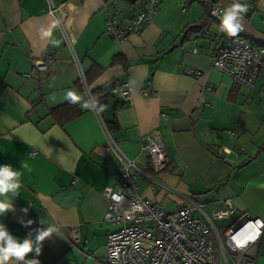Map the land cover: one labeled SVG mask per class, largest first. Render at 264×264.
Segmentation results:
<instances>
[{
  "label": "crops",
  "instance_id": "0c3cea01",
  "mask_svg": "<svg viewBox=\"0 0 264 264\" xmlns=\"http://www.w3.org/2000/svg\"><path fill=\"white\" fill-rule=\"evenodd\" d=\"M187 1L158 0L140 34L117 42L104 26L109 17H131L133 6L123 0H0V164L22 173L15 211L0 216V223L21 238L55 228L41 242L40 264H106L107 235L117 226L104 221L103 190L118 185L115 147L136 158L148 176L136 173L137 193L168 213L192 201L208 215L234 208L218 224L223 228L243 216L260 219L255 264H264V63L251 89L215 70L211 55L220 27L209 20L201 31H188L206 9L201 0ZM251 3L256 16L245 17L264 34V0ZM53 21V36L42 38ZM45 57L51 59L47 70L36 71ZM117 57L125 65L113 62ZM92 66L101 73L87 85ZM147 83L152 93L142 96L138 91ZM124 84L132 88L127 102L110 92ZM98 89L109 90V98L99 112L85 109ZM73 90L80 102L66 98ZM67 103L81 114L60 126L50 112ZM110 123L116 124L111 133ZM151 133L166 151L159 172L141 151ZM28 219L34 223L22 226ZM68 226L78 227V242L68 239Z\"/></svg>",
  "mask_w": 264,
  "mask_h": 264
},
{
  "label": "built area",
  "instance_id": "2783aa9c",
  "mask_svg": "<svg viewBox=\"0 0 264 264\" xmlns=\"http://www.w3.org/2000/svg\"><path fill=\"white\" fill-rule=\"evenodd\" d=\"M158 8V0H142L139 6H133V13L125 22L109 17L104 32L111 39L123 42L131 35L140 34ZM51 12L57 14L58 9L52 6ZM222 12L218 5L209 7V18L218 22L219 27ZM221 34L211 55L213 68L230 76L236 84L253 88L264 63V46L250 40L243 30L231 37L222 31ZM202 35L206 36L207 32L203 31ZM50 62V57H45L35 64V70L46 71ZM110 92L119 93L125 102L132 99L128 84L111 88ZM138 92L142 96L150 95L149 83ZM113 151L120 177L115 188L103 190L108 199L104 221L117 228L107 235L106 264H255L263 229L260 219L243 216L223 228L218 224L232 215L234 208L228 206L208 215L202 203L192 201L168 213L137 193L136 173L148 177L138 168V160L129 158L117 147ZM141 151L147 153L153 171L166 167V151L157 133L142 139ZM66 232L70 242L79 241L77 226H68ZM34 235L27 233L28 237Z\"/></svg>",
  "mask_w": 264,
  "mask_h": 264
},
{
  "label": "clouds",
  "instance_id": "9594fccd",
  "mask_svg": "<svg viewBox=\"0 0 264 264\" xmlns=\"http://www.w3.org/2000/svg\"><path fill=\"white\" fill-rule=\"evenodd\" d=\"M248 10L246 4L232 3L221 14L220 30L227 36H236L242 31V14ZM57 22L53 21L52 25L47 29H42V38H50L53 36V28ZM53 45H57L59 41L51 39ZM66 98L72 102H80L82 97L76 91H68ZM85 109H95L97 112L100 108L95 104L93 99L91 102L85 101L82 105ZM21 167L27 168L22 163ZM21 171L17 170L11 164H0V216L7 212H14V199L19 195L21 189ZM27 214V209H21ZM22 226L29 227L34 222L31 219L21 221ZM42 223V222H40ZM55 231L52 225L46 228H37L34 237H18L14 235L4 223H0V264H9L15 261V264H40L38 257L42 251V241L48 238ZM28 253H34L31 259L26 258Z\"/></svg>",
  "mask_w": 264,
  "mask_h": 264
},
{
  "label": "trees",
  "instance_id": "16d2710c",
  "mask_svg": "<svg viewBox=\"0 0 264 264\" xmlns=\"http://www.w3.org/2000/svg\"><path fill=\"white\" fill-rule=\"evenodd\" d=\"M123 1L131 7V6L136 5L137 3H139L142 0H123ZM201 3L205 6L206 12L200 18V20L198 21L197 24L189 26L187 28L188 31H193V32L201 31L203 29V27L206 25V22L211 20L209 18V15H208L209 7L207 5V2L204 0H201ZM260 45H262V44H260ZM262 46H264V45H262ZM113 62H119V63H122L125 65V62L121 61V59H119L118 57L115 58ZM100 73H101V68H99L98 66H92L91 69L89 70V72L84 77L85 83L87 85H89L91 80H93ZM109 96H110V92H109V90L107 91V89H105V90L98 89V90L91 92L92 100L93 99L95 100V104L100 109H101V106L105 103L106 99L109 98ZM50 114L52 117H54V119L57 121V123L60 126H62L65 123L72 121L73 119L80 116L81 112H80L77 105H74L72 103H67V104H64L58 108L52 109ZM106 127H107L108 131L111 133L113 131V129L116 127V124L115 123L106 124ZM263 147H264V145L261 147L260 150H262Z\"/></svg>",
  "mask_w": 264,
  "mask_h": 264
},
{
  "label": "water",
  "instance_id": "95a60500",
  "mask_svg": "<svg viewBox=\"0 0 264 264\" xmlns=\"http://www.w3.org/2000/svg\"><path fill=\"white\" fill-rule=\"evenodd\" d=\"M207 2L208 7L218 5L223 11L227 8L230 4L233 3V0H204ZM243 16V15H242ZM242 23V30L247 35V37L258 43L264 45V34L259 32L249 21V19L243 16L241 21Z\"/></svg>",
  "mask_w": 264,
  "mask_h": 264
},
{
  "label": "rangeland",
  "instance_id": "374dc122",
  "mask_svg": "<svg viewBox=\"0 0 264 264\" xmlns=\"http://www.w3.org/2000/svg\"><path fill=\"white\" fill-rule=\"evenodd\" d=\"M187 1V0H186ZM189 2H191V0H189V1H187V2H185V3H189ZM241 3V4H246L247 6H248V10L245 12V13H243V15L244 16H248V15H250V17L252 16V15H255L256 16V12H255V8H254V5L251 3V0H233V3ZM195 4H198L197 2L195 3ZM186 5H183L181 8H180V10L181 9H183V8H185L186 9ZM220 18H221V16H220ZM251 21L252 22H254V23H256L255 25H259L260 23L259 22H255L254 20H253V18L251 19ZM259 21V20H258ZM213 22V25L215 26V27H217L218 28V22H216V21H212ZM257 27V26H256ZM221 223H224V221L223 222H221ZM220 224V223H219Z\"/></svg>",
  "mask_w": 264,
  "mask_h": 264
}]
</instances>
